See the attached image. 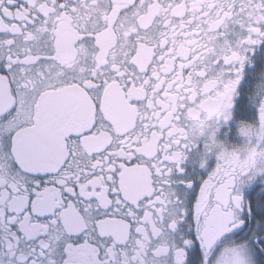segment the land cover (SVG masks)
I'll return each instance as SVG.
<instances>
[{
	"label": "snow or ice",
	"instance_id": "obj_1",
	"mask_svg": "<svg viewBox=\"0 0 264 264\" xmlns=\"http://www.w3.org/2000/svg\"><path fill=\"white\" fill-rule=\"evenodd\" d=\"M0 264H264V0H0Z\"/></svg>",
	"mask_w": 264,
	"mask_h": 264
}]
</instances>
